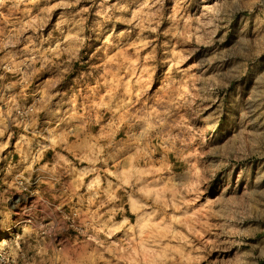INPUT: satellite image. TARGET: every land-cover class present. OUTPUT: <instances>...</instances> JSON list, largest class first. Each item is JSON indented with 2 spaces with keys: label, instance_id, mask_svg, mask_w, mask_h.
Masks as SVG:
<instances>
[{
  "label": "rangeland",
  "instance_id": "1",
  "mask_svg": "<svg viewBox=\"0 0 264 264\" xmlns=\"http://www.w3.org/2000/svg\"><path fill=\"white\" fill-rule=\"evenodd\" d=\"M5 138L0 264H264V0H0Z\"/></svg>",
  "mask_w": 264,
  "mask_h": 264
},
{
  "label": "crops",
  "instance_id": "2",
  "mask_svg": "<svg viewBox=\"0 0 264 264\" xmlns=\"http://www.w3.org/2000/svg\"><path fill=\"white\" fill-rule=\"evenodd\" d=\"M84 134H85L84 127L78 128V130H76L77 140H75L74 142H70L68 136L62 133L61 135L57 136L58 141L56 144L58 146H61L62 148L69 147L70 149L73 148V150H77L80 152V150H82L81 143L84 141L83 139ZM39 150L40 149L35 148V155H33L32 153L34 157L32 156L31 160L25 161L26 159L24 160L23 158L18 159L19 160L18 162L24 164L20 172L24 171L28 174V179L31 180V182L37 186L35 190V192H37L36 195L39 196L40 198L42 196V198L45 200L44 202L48 203V200H53L58 196L59 197L63 196L62 198L64 197L67 198L68 195H66V192L56 188L58 179L57 176L53 177L51 170L54 168L56 171H58L60 168H68L69 165L68 164L64 165V164L68 163L70 159L57 151H54L52 153L50 152L45 153L44 151L42 150L39 151ZM8 151L17 152V149H15V147L14 148L10 147L9 140L5 138L1 145L0 162L6 161L9 158ZM42 160H43L42 164H40L39 166L37 164V166L34 167L36 163ZM70 180L71 179H68L69 187H70ZM39 192H41L42 194H40Z\"/></svg>",
  "mask_w": 264,
  "mask_h": 264
},
{
  "label": "bare ground",
  "instance_id": "3",
  "mask_svg": "<svg viewBox=\"0 0 264 264\" xmlns=\"http://www.w3.org/2000/svg\"><path fill=\"white\" fill-rule=\"evenodd\" d=\"M18 198H19V197H18ZM16 200H17V198H16ZM22 201H23V200H22ZM24 201H25V200H24ZM24 201H23V202H24ZM14 203H15V202H14ZM17 203H18V202H17ZM22 206H24V205L22 204ZM19 207H20V206H19ZM18 210H19V209H18ZM18 210H17V211H18ZM22 210H23V209H22ZM12 211L14 212L15 210H12ZM17 213H19V212H17ZM19 214H20V213H19ZM22 214H23V213H22ZM14 215H15V214H14ZM20 215H21V214H20ZM16 216H17V215H16ZM21 217H22V216H21ZM13 218H14V217H13ZM16 219H18V218L16 217ZM1 242H2V243L5 242V239H3Z\"/></svg>",
  "mask_w": 264,
  "mask_h": 264
}]
</instances>
